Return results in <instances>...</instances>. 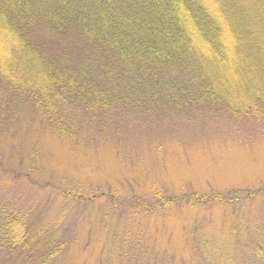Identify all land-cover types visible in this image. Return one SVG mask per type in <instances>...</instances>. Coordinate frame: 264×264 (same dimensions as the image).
<instances>
[{
    "label": "rangeland",
    "instance_id": "obj_1",
    "mask_svg": "<svg viewBox=\"0 0 264 264\" xmlns=\"http://www.w3.org/2000/svg\"><path fill=\"white\" fill-rule=\"evenodd\" d=\"M21 105L0 130V190L38 232L67 241L55 264H260L264 197L247 194L264 185L262 116L119 107L74 147ZM61 189L93 200L75 203ZM230 189L241 196L234 204L187 199Z\"/></svg>",
    "mask_w": 264,
    "mask_h": 264
},
{
    "label": "trees",
    "instance_id": "obj_2",
    "mask_svg": "<svg viewBox=\"0 0 264 264\" xmlns=\"http://www.w3.org/2000/svg\"><path fill=\"white\" fill-rule=\"evenodd\" d=\"M26 102L74 147L119 107L209 105L264 118V0H0V130ZM61 190L75 203L93 200ZM248 192L264 197V185ZM240 197L230 189L187 199ZM35 224L0 190V264H55L67 241ZM255 251L264 264V242Z\"/></svg>",
    "mask_w": 264,
    "mask_h": 264
}]
</instances>
